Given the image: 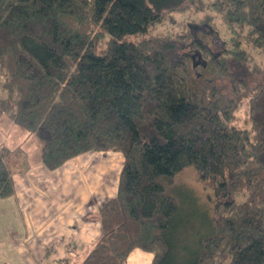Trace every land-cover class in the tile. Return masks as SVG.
<instances>
[{"label":"trees","instance_id":"trees-1","mask_svg":"<svg viewBox=\"0 0 264 264\" xmlns=\"http://www.w3.org/2000/svg\"><path fill=\"white\" fill-rule=\"evenodd\" d=\"M145 1L0 0V116L35 136L50 170L121 152L79 264H125L134 248L150 264H264V0ZM208 10L231 31L213 29V46L191 27H212ZM10 155L1 145V197ZM187 166L216 201L179 244L169 190Z\"/></svg>","mask_w":264,"mask_h":264},{"label":"crops","instance_id":"crops-1","mask_svg":"<svg viewBox=\"0 0 264 264\" xmlns=\"http://www.w3.org/2000/svg\"><path fill=\"white\" fill-rule=\"evenodd\" d=\"M17 133L32 141L21 129ZM24 141L7 146L13 192L0 196V264H79L100 236L98 208L115 196L121 168L114 170V183L106 186L85 155L106 151L81 153L50 170L40 161L39 144L31 154L23 149ZM71 186L74 193L69 195ZM62 189L68 193L63 195ZM131 254H138L141 264L151 263L149 251L134 248Z\"/></svg>","mask_w":264,"mask_h":264},{"label":"rangeland","instance_id":"rangeland-1","mask_svg":"<svg viewBox=\"0 0 264 264\" xmlns=\"http://www.w3.org/2000/svg\"><path fill=\"white\" fill-rule=\"evenodd\" d=\"M140 1L142 4H149L145 0ZM208 11L212 15V27L208 24H204L203 26H194L195 23L192 21L191 27L193 28L195 34L199 37L203 38L205 35V39L208 40L209 45L213 46L211 43L213 29H215L216 32L224 39H228L230 37L231 31L220 16L212 14V10ZM240 115L242 117L244 116L243 110L240 111ZM17 130L18 127L15 126L7 116H0V144L14 148L25 140V143H23V149L29 150L31 154L36 152V145L38 141L35 136L31 135L30 138L32 141H29L30 139H26L25 136L17 137ZM85 155L89 157V165L92 167V170L94 171L93 173H98L102 179L104 178L103 181L106 182V186L112 185L114 183L112 178L114 176V170L117 169V171H119L121 168V152L108 150L104 155H99L97 152H94V154L87 153ZM94 155H98L99 160L96 159ZM76 180V178H72L70 181L76 183ZM173 181L174 183L170 188L171 190H169V194H171L178 201V203H181L182 206V211L180 210L179 213V223L181 224V227L179 230H176L177 237L179 239L178 243L182 244L185 242L184 240H191L195 231L203 232L207 228V218L204 214L205 209L201 206V204L210 208L214 201H216V196L213 192L214 182L211 179L201 178L200 174L192 166H187L177 172L173 177ZM66 193H68V191L65 192V189H62V194L66 195ZM71 193H74L73 186L69 188V195ZM114 193L115 191L113 194ZM137 256L138 254L128 255L126 264H141V260Z\"/></svg>","mask_w":264,"mask_h":264}]
</instances>
